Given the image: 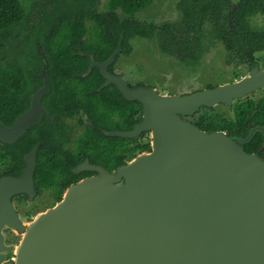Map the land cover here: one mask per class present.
Masks as SVG:
<instances>
[{
  "label": "water",
  "instance_id": "1",
  "mask_svg": "<svg viewBox=\"0 0 264 264\" xmlns=\"http://www.w3.org/2000/svg\"><path fill=\"white\" fill-rule=\"evenodd\" d=\"M120 47L105 61L85 54L87 72L98 67L106 85L141 103V121L130 131L109 135L137 137L150 131V151L113 173L86 160L78 170L96 174L69 186L27 226L11 197L33 187V150L21 177L0 180V262L13 250L10 264H264V160L240 145L255 131L238 143L180 117L202 105L230 104L264 86V70L214 89L161 95L132 89L107 71ZM47 89L46 80L30 111L12 126L0 122V141L14 142L24 132ZM6 229L26 236L10 246Z\"/></svg>",
  "mask_w": 264,
  "mask_h": 264
},
{
  "label": "trees",
  "instance_id": "2",
  "mask_svg": "<svg viewBox=\"0 0 264 264\" xmlns=\"http://www.w3.org/2000/svg\"><path fill=\"white\" fill-rule=\"evenodd\" d=\"M150 1L105 0L100 4V0H47L40 10L33 12V7L29 8L24 0H0V120H6V110L16 105L19 86L24 83L22 78L26 74L21 61H39L37 53L40 52L41 60L49 63L47 71L55 89L53 94L57 95L54 104L63 110L71 108L72 116L81 110L95 125H87L81 140L86 148L83 156L100 163L107 171L116 170L151 147L142 140L143 136L107 135L100 128L132 130L140 121L142 105L137 100H127L116 85H104L98 67L87 72L90 60L85 54L92 55L96 61H105L121 43L122 52L128 55V40L136 35L156 39L163 51L190 63L197 59L202 40L208 38L205 35H215L225 45L235 44L242 49L248 46L251 51L264 48V27H254L249 22L252 16L264 14V0H239L227 13L225 9H230L226 0H180L177 3L179 21L163 25L146 24L135 18ZM118 10L124 14L123 18L118 16ZM257 105L256 111L260 113L264 110V98ZM244 109V104L236 109L240 122ZM112 115L116 123L112 119L111 125H107ZM240 131L243 133L244 129ZM259 143L260 139L254 138L246 144L245 151L257 153ZM3 146H0L2 161ZM9 151L17 155L16 149L10 147ZM58 155L61 159L65 157L61 151ZM45 156L47 160L42 161ZM17 157L8 167L0 166L3 175L15 176L21 171L23 163ZM38 159L43 164L37 163L36 178L52 180L61 171V163L43 148ZM40 165L48 170H41ZM56 197L59 199V195Z\"/></svg>",
  "mask_w": 264,
  "mask_h": 264
},
{
  "label": "flooded vegetation",
  "instance_id": "3",
  "mask_svg": "<svg viewBox=\"0 0 264 264\" xmlns=\"http://www.w3.org/2000/svg\"><path fill=\"white\" fill-rule=\"evenodd\" d=\"M226 2L228 3V0H226ZM101 3H102V0H100V4ZM177 3H176V8H177ZM228 8L230 10L225 9L224 13H227L233 10V7H231L230 4H228ZM261 15L263 16L264 14L259 13L257 15L252 16L249 20L250 24L254 27H264V26H256L252 24V19L254 17L261 16ZM205 36H207L208 38H205L202 40V46L197 55V59L191 63L184 62L185 64H191V67L196 66V64L198 63L197 62L198 58L201 55V52L209 48L208 47L209 44L220 43L225 53L224 64L227 67L235 68L234 70H236V68L237 69L244 68L245 73H243L242 75L240 74V76L236 75L235 79L229 82H223L221 84H216L213 86L208 85L207 87L203 89L195 90L189 93H184L179 96L192 94L194 92H198L202 90L214 89L219 85L233 83L244 77H247L252 73L253 70H256V71L264 70V60H263L264 48L260 50L251 51L248 46L246 47V49H242L241 47L236 46L235 44L225 45L222 40L215 38V35L214 37L208 36V35H205ZM121 37L122 36L120 35V38ZM135 38H146V37L139 36V35L131 37L128 40V45L130 47V53L126 55L125 53L122 52V47H120V51L116 55L113 62L107 65V71L119 78H122L132 89L148 88V89L157 90L156 87L146 86L145 85L147 84L146 82H138L135 84H131L129 80L125 79L124 76L121 75L120 72L117 70V61L119 57L121 55L128 57L132 53L133 51L132 42L135 40ZM146 39L152 40V38H146ZM153 40L156 41V39H153ZM119 44L121 46V43ZM159 49L162 51V53L167 54L169 57H171L175 61L176 59L179 60L176 56L172 55V53H169L165 50L163 51L160 47ZM37 56L40 59L39 61H21L23 73L26 74V76L22 78L24 83L20 84L19 86V92H18V98L16 101V105L13 104V107H9L6 110V120L4 121L0 120V122L6 127L12 126L18 117L25 115L27 112L30 111L33 105V97L35 93L44 87L46 80L48 81V89L39 98L38 106L36 105V109H37L36 115L32 121L28 122L24 132L21 135H19V137L14 142L7 143V142L0 141V146L4 145L3 147H4V155H5L4 160L3 161L0 160L1 167L4 166V164H6V166L8 167L10 164L15 163L14 159L16 156H18L17 157L19 159L18 161L23 163V167L21 171L15 176L3 175L2 169H0V180L8 176L15 177V178L21 177L27 165L28 155H30V153L33 150H35V169L33 173L32 189L28 192L23 191V192L16 193L11 197V201L18 215H19L18 208L20 207H30L35 210V213L31 215L30 217H28V214L26 215L28 217L27 219L28 221L26 222L27 223L26 225H28L29 222L34 220L38 214L52 208L57 202H59L62 199L64 192L69 186L77 183L78 181L86 177L96 174V171L92 169L78 170V167L84 164L86 160H88L89 165L103 167V165H101L100 163L91 161L88 157L83 156L85 154L84 149L86 148L83 146L84 142L81 140L83 139V135L86 133L87 125H92V126H95V125L88 119L87 114L83 113L81 110H79L78 113L72 116L71 108H65L63 110L61 109L62 107L58 108V104H54L53 99L57 95H55V93L53 94V90L55 91V89L52 85V79L48 75L47 66L49 63L41 60L42 55L40 52L37 53ZM181 63L183 62L181 61ZM98 70L100 74L102 75L101 70L100 69ZM44 73L46 74L47 78H45ZM236 73L232 72L233 75ZM63 81L64 79L61 80V82ZM105 82H106V79L104 78V82H103L104 85H106ZM168 95H173V94H168ZM262 98H264V86L254 91L248 92L243 97L233 98L230 104L226 102H219L213 106L202 105V106H199L195 111L191 113L181 114L180 117L184 121L192 123L193 125L199 127L201 130L204 129V127H211L212 129L203 130V131L223 133L227 135L228 137L234 139L238 143H240L239 140L245 139L251 131H255V133L252 135L249 141L240 143V145L245 150L246 144L250 143L254 138H259L260 143H259L257 153L255 152H249V153L256 154L261 159L264 160V110H261L260 113L256 111L258 107V105L256 106V104ZM240 104L245 105L244 117L242 118V122H240L237 119L238 116L236 113V109ZM217 106L225 107L226 113L228 114H224V115L221 114L220 118L215 119V120H208V121L206 120V116H204L202 113L199 114L200 111L202 110H214V108H216ZM112 119H115L114 115L108 118L109 121L108 120L107 121L109 123H107V125L108 124L111 125ZM141 119H142V113H141L140 121ZM114 123H116V119ZM243 129H244V132L241 133L240 130H243ZM100 131L103 134L108 135L110 131H116V130L110 129L107 131L106 128L103 127V128H100ZM148 134L149 132H142L140 135L137 136V138H140ZM148 142L151 147V139ZM10 147L11 149L17 150L16 156H13V154H11V151H9ZM42 148H43V151H46V153L51 156V158L61 163V166H60L61 171L52 180H46L45 178L42 179L41 176L40 177L38 176L37 178L35 177V170L38 165L37 163H40L41 165L43 164L41 162V159L40 161L38 159L39 150ZM53 148H56V149H53ZM60 151L65 155L64 159H61V157H59L58 152ZM75 152H77L76 157L73 156ZM46 160H47L46 156L42 158V161H46ZM75 162L77 163L76 165H74ZM41 165H40L41 170H48L45 165L44 166H41ZM103 168L105 169V167ZM63 169L65 170V173H62ZM114 171L115 170H112L109 172L113 173ZM66 172H69V174L66 175ZM49 181H52V182H49ZM57 195H59V199H57L56 197ZM43 202L46 203V205L41 208L39 203H43ZM6 231L8 233L10 232L9 229ZM11 251L12 250L8 251L9 253H7L6 255V258L8 260L13 258Z\"/></svg>",
  "mask_w": 264,
  "mask_h": 264
},
{
  "label": "rangeland",
  "instance_id": "4",
  "mask_svg": "<svg viewBox=\"0 0 264 264\" xmlns=\"http://www.w3.org/2000/svg\"><path fill=\"white\" fill-rule=\"evenodd\" d=\"M27 6L40 10L42 4L47 0H24ZM105 0H102V3ZM179 0H151L150 3L141 11L136 13V18L146 24L163 25L165 23H175L179 20V11L176 3ZM239 0H228L231 7H236ZM101 3V4H102ZM102 11V5L99 7ZM117 14L120 18L124 14L118 10ZM252 24L256 26H264V15L257 16L252 19ZM133 51L130 56H120L117 61V70L131 84L138 82H146V86L156 87V91L162 95H181L195 90H200L208 85L221 84L235 79L236 75L245 73L244 68L227 67L224 64V50L220 43L209 44L206 50L201 52L196 66L181 63L162 53L159 49L157 41L146 38H135L132 42ZM264 60V58H263ZM236 73V74H232ZM206 116V120H215L220 118L221 114L226 113V108L217 106L214 110H202L199 114ZM218 116V117H216ZM151 133L144 135L142 140L150 141ZM40 207H44L46 203H39ZM19 216L24 225L27 223L28 217L35 213L30 207L18 208ZM28 214V217L26 216ZM8 230V229H6ZM5 230V240L10 246H15L20 241L22 234L15 230L8 233ZM14 257L13 250L11 251ZM9 253V252H7ZM7 255V254H6ZM13 258L8 260L5 258L0 264H10Z\"/></svg>",
  "mask_w": 264,
  "mask_h": 264
},
{
  "label": "bare ground",
  "instance_id": "5",
  "mask_svg": "<svg viewBox=\"0 0 264 264\" xmlns=\"http://www.w3.org/2000/svg\"><path fill=\"white\" fill-rule=\"evenodd\" d=\"M38 215H39V214H38ZM38 215H37V217H38ZM37 217H36L35 219H37ZM35 219H34V220H35ZM32 221H33V220H32ZM32 221H31V222H32ZM31 222H29V224H28V225H30V223H31ZM28 225H27V226H28ZM23 236L25 237V236H26V234H23ZM23 236H22V237H23ZM17 254H18V249H17Z\"/></svg>",
  "mask_w": 264,
  "mask_h": 264
}]
</instances>
